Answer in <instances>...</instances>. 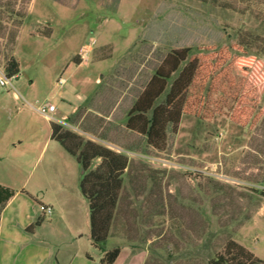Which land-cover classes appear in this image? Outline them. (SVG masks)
I'll use <instances>...</instances> for the list:
<instances>
[{"label":"rangeland","instance_id":"obj_1","mask_svg":"<svg viewBox=\"0 0 264 264\" xmlns=\"http://www.w3.org/2000/svg\"><path fill=\"white\" fill-rule=\"evenodd\" d=\"M64 1L76 9L65 10L51 0H0V71L6 74L12 58L20 61L13 87L0 86V184L16 191L31 189L50 158L49 152L35 166L50 125L28 104H57L68 91L74 98L89 97L93 106L106 99L101 108L114 109L121 120L146 77L174 49L196 53L200 47L237 44L264 61V0ZM91 37L107 57L91 53L88 64H78V52ZM139 40L151 53L112 79L138 48L145 49L132 46ZM62 76L68 82L60 87ZM111 82L114 89L107 92ZM118 88L126 94H118ZM78 129L90 137L84 127ZM124 143L119 148L131 153L136 168L123 178L136 189L124 192L135 199L120 205L106 242L108 250L121 247L118 264H208L229 241L264 261V115L246 128L226 114L211 120L183 116L177 132L168 128L162 151H148L147 138L130 147ZM59 171L49 176L54 187ZM20 200L43 212L29 198ZM55 203L50 215L44 213L42 231L63 233L67 213ZM0 246V264L30 258L27 249L8 252ZM89 255L99 262V253L92 249Z\"/></svg>","mask_w":264,"mask_h":264},{"label":"trees","instance_id":"obj_2","mask_svg":"<svg viewBox=\"0 0 264 264\" xmlns=\"http://www.w3.org/2000/svg\"><path fill=\"white\" fill-rule=\"evenodd\" d=\"M19 72V63L12 58L7 63L6 76L13 78ZM166 92L164 101L158 103ZM225 114L242 128L256 126L264 115V61L237 44L200 47L196 53L190 48L172 50L133 105L126 126L145 136L150 147L162 151L168 128L172 126L177 132L183 116L211 120ZM52 131L53 138L85 170L80 187L89 203L91 243L101 254V264H115L122 249L108 250L106 242L118 211L128 159L91 141L84 142L57 123H52ZM97 159L102 162L93 169ZM13 196L12 190L0 185V209ZM38 225L36 222L33 227ZM208 264L264 261L243 245L229 241Z\"/></svg>","mask_w":264,"mask_h":264},{"label":"crops","instance_id":"obj_3","mask_svg":"<svg viewBox=\"0 0 264 264\" xmlns=\"http://www.w3.org/2000/svg\"><path fill=\"white\" fill-rule=\"evenodd\" d=\"M51 1L65 10L72 11L76 9L75 3L68 4L64 0ZM50 31L51 30H48L49 33ZM144 41L145 40H143V42L139 40L132 46L134 48L148 47V44ZM147 49L148 50H146V48H138L135 57L129 62H124L114 70L115 75L112 74L111 78H121V75H119L121 71H127L132 63H136V65L139 64V58H143L151 53L150 49ZM92 53L100 59L107 57L105 52L100 53L96 48L93 49ZM17 62L20 63L19 60H17ZM152 76L153 75L149 74L146 77V82L140 86V92L144 90ZM97 83L102 84L103 79H97ZM114 86V82H111L105 89L107 92H111ZM105 89H103V91ZM117 91L121 96L126 94V91H121L119 88ZM15 98L18 99L16 94ZM88 100L89 97L87 96L80 95L74 98L70 96L68 91L64 92L61 101L55 104L57 106V112L54 116L56 121L46 119L37 112L35 109L36 106L28 104L32 110L40 114L50 125V131L42 145L35 166L39 160L45 159L49 152L50 158L41 176L31 189L27 186L24 189L22 188L16 191L8 186L0 184L14 192V196L0 209V244L3 245L4 250L7 249L8 252L25 251L27 249L30 252V258L21 264H101L100 260L97 262L94 258L89 259L87 256L89 250H96L92 246L90 239L91 226L89 203L82 194L80 187L83 176L85 175V170L79 164L76 157L71 155L60 142L53 138L52 123L59 124L64 130L75 134L84 142L91 141L126 157L128 159V166L125 170V175L131 173L132 167H134V169L136 168V161L131 157V153L126 152L124 149H122V151L119 148V142L123 141L124 143L127 141V146L130 147V143L134 145L136 139H146V137L129 130L126 126L128 114L132 108L125 112L123 119L117 120L115 118L114 109L101 108L100 105L104 103L106 99L104 100L100 97L98 102H96V106L91 105ZM102 105L104 106V104ZM22 112L23 110L17 111L18 114ZM78 127H84L90 137L84 138ZM98 138H102V140L100 141ZM151 150L152 147L149 146L148 151ZM101 162V159L95 160L93 169L98 167ZM58 169L60 170V182L54 187L52 184L50 185L48 183V180L50 174L56 172ZM135 189L134 184L127 183L124 179L118 208L124 201L129 204V201L135 199L134 195H124L125 191H134ZM21 197L29 198L32 203H37L41 207L48 206L54 208L55 202L59 201L60 205L65 208L67 213L65 232L58 233L54 230L51 232L42 231L46 224V215H44L43 212L35 210L28 202L20 200ZM82 209L84 211L83 218H81V214L83 213ZM116 219L117 218L113 221V229L117 223ZM36 222H39V225L33 227ZM48 224L52 225L51 222ZM84 240L88 241V246L83 244ZM121 257L122 252L115 264L119 263Z\"/></svg>","mask_w":264,"mask_h":264},{"label":"built area","instance_id":"obj_4","mask_svg":"<svg viewBox=\"0 0 264 264\" xmlns=\"http://www.w3.org/2000/svg\"><path fill=\"white\" fill-rule=\"evenodd\" d=\"M96 45L95 38L91 37L89 40V43L83 45L79 52H78V59L79 64H88V61L90 59V54L92 53L94 46ZM18 78V75L13 78H8L6 74L2 71H0V86H12L13 87V79ZM68 82V79L66 77H60L58 80V85L60 87H63ZM17 95V94H16ZM18 96V95H17ZM38 113H40L43 117L50 121H56L55 120V114L57 112V106L51 101L47 100L42 105L35 107ZM42 211L46 215H50L53 212V209L51 207L42 206Z\"/></svg>","mask_w":264,"mask_h":264}]
</instances>
